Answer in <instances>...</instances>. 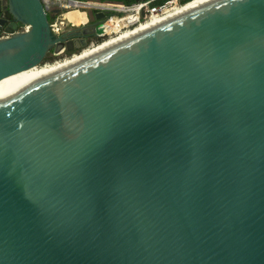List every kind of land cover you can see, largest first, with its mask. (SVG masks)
Returning <instances> with one entry per match:
<instances>
[{
	"label": "water",
	"instance_id": "obj_1",
	"mask_svg": "<svg viewBox=\"0 0 264 264\" xmlns=\"http://www.w3.org/2000/svg\"><path fill=\"white\" fill-rule=\"evenodd\" d=\"M65 36L40 0H1L0 80L86 48ZM0 264H264V0H217L0 103Z\"/></svg>",
	"mask_w": 264,
	"mask_h": 264
},
{
	"label": "bare ground",
	"instance_id": "obj_2",
	"mask_svg": "<svg viewBox=\"0 0 264 264\" xmlns=\"http://www.w3.org/2000/svg\"><path fill=\"white\" fill-rule=\"evenodd\" d=\"M215 1L217 0H192L191 2H188L187 4L170 11L169 13H167L166 15H164L163 17L159 19H154L146 23H141L139 25L130 27L129 29H126V27L130 26L129 22L113 20L108 23L111 28L110 32H108V35H112L116 31H118V33L115 35H112L111 37L107 38L103 42L97 44L96 46H93L92 48L84 49L83 51H81L80 53L76 55L73 54V56L68 59H65V60L63 59L62 61H59V62L57 61L56 63L53 62L51 65L45 64L42 66H38V67L17 73L15 75H12V76H9L7 78L0 80V103L10 100L12 97L17 95L19 92L28 89L36 82L46 77H49L50 75H53L80 61H83L84 59H87L88 57L101 53L102 51L108 50L118 45L119 43L127 41L128 39L136 35H139L140 33H143L144 31L155 28L174 18L190 13L194 10H197ZM76 5L79 7L81 6L80 4H76ZM74 9H77V8H74ZM66 13L67 11H65L64 13L62 12L59 15H61V17H65ZM85 17L86 16L84 12L76 14L74 16L75 23L71 21L69 23V26L76 27L77 25L82 24L83 22H85ZM68 18L72 20V15L68 16ZM64 25H67L65 21H61L55 25H52L53 33L55 34L60 33ZM97 31L99 33L103 32L100 29H97Z\"/></svg>",
	"mask_w": 264,
	"mask_h": 264
},
{
	"label": "built area",
	"instance_id": "obj_3",
	"mask_svg": "<svg viewBox=\"0 0 264 264\" xmlns=\"http://www.w3.org/2000/svg\"><path fill=\"white\" fill-rule=\"evenodd\" d=\"M190 1L192 0H189L188 2ZM40 2L45 12H51L53 9H57L60 11V13H62L61 11H67L76 7L75 5H73L75 4L73 0H40ZM80 2L86 6H80L78 7V9L83 8L93 10L94 12H107L109 16L107 17L105 23H109L113 20L129 22L130 26L126 27V29L154 19H159L170 11L188 3L185 0H139L138 2H134L130 5H126L121 2ZM155 2L158 3L153 4ZM141 12L143 13V16H141ZM111 36L112 35L105 36L101 39L100 43ZM97 44L99 43L90 42L85 49L92 48ZM72 56L73 55H71V57Z\"/></svg>",
	"mask_w": 264,
	"mask_h": 264
},
{
	"label": "flooded vegetation",
	"instance_id": "obj_4",
	"mask_svg": "<svg viewBox=\"0 0 264 264\" xmlns=\"http://www.w3.org/2000/svg\"><path fill=\"white\" fill-rule=\"evenodd\" d=\"M56 9H53L51 12H46V16H47V20H48V23L49 24H53L54 23V21H55V19L57 18V16L58 15H56L55 13H54V11H55ZM81 12H83V11H80V10H78V9H75V10H73V11H68L67 13H66V16L65 17H61V15H59V20H58V18L56 19V20H58L57 21V23H59V22H61V21H65L66 23H67V25H69V23L71 22V21H73L74 23H75V18H74V16L76 15V14H78V13H81ZM95 13H97V12H94V11H89V12H86V13H84L85 14V22H83L82 24H79V25H77L76 27H74V26H70V27H68L67 29H65V30H63L62 32H60V33H58V34H55V35H58V36H60V35H62V34H66V36H65V38H64V44L67 42V41H71V42H74V41H77V44L79 45L80 44V42H81V40H83L84 41V43H85V45H86V47L88 46V44L90 43V42H95V41H97L98 39H102V38H104L105 36H107L108 35V32H110V30H111V28H110V26H109V24L108 23H105V21H106V19H107V17L109 16V14L107 13V12H100V13H103V17L101 18V19H99V20H96L95 18H94V15H95ZM70 15H72V20H70L69 18H68V16H70ZM87 18V19H86ZM56 23V24H57ZM105 23V24H104ZM84 24V25H83ZM55 25V24H54ZM93 27H97V29H100V30H102L103 32H102V34L100 35V36H97V37H93V35L92 34H83V30H88V29H90V28H93ZM73 45V44H72ZM74 46V45H73ZM65 47V46H64ZM73 52H76V51H71V52H67L66 50H65V48H63V49H61L57 54H54L53 53V50H50L47 54H46V56H45V58H44V60H43V62H45V61H50V57H53V58H55V59H61V58H65V57H68V56H70Z\"/></svg>",
	"mask_w": 264,
	"mask_h": 264
},
{
	"label": "rangeland",
	"instance_id": "obj_5",
	"mask_svg": "<svg viewBox=\"0 0 264 264\" xmlns=\"http://www.w3.org/2000/svg\"><path fill=\"white\" fill-rule=\"evenodd\" d=\"M73 5H76V4H73ZM83 5H84V4H81V6H83ZM84 6H86V5H84ZM78 7H79V6H76L75 8L78 9ZM82 9H83V8H81V9L79 8L78 10L83 11L84 13L91 11V10H88V9H83V10H82ZM73 10H75V9L67 10V12H68V11H73ZM64 11H65V10H64ZM64 11H61V12L64 13ZM58 17H59V16H57V18H58ZM57 18H56V19H57ZM56 19H55V21H54V23H53L52 25L56 24L57 21L59 20V18H58V20H56ZM68 27H70V26H69V25H64L62 31L65 30V29H67ZM62 31H61V32H62ZM117 33H118V31L114 32L112 35H115V34H117ZM81 51H83V50H80L79 52H73L71 55H73V54L76 55V54L80 53ZM71 55L68 56V57L61 58V59H56V60H54L55 58L53 59V57H50L51 59H53V60H51V62H50V61L42 62V64H40V66L45 65V64H46V65H51L53 62H56V61H62L63 59H64V60H65V59H68V58L71 57Z\"/></svg>",
	"mask_w": 264,
	"mask_h": 264
},
{
	"label": "trees",
	"instance_id": "obj_6",
	"mask_svg": "<svg viewBox=\"0 0 264 264\" xmlns=\"http://www.w3.org/2000/svg\"><path fill=\"white\" fill-rule=\"evenodd\" d=\"M73 1H94V2H100V3H102V2H121V3H123V4H126V5H130V4H132V3H134V0H73ZM185 1H189V0H185ZM156 3H158V2H155V3H153V4H156ZM100 41H101V39H98L97 41H95L96 43H100ZM54 59V58H53ZM53 59H51L50 58V62H51V60H53ZM54 60H56V59H54Z\"/></svg>",
	"mask_w": 264,
	"mask_h": 264
},
{
	"label": "crops",
	"instance_id": "obj_7",
	"mask_svg": "<svg viewBox=\"0 0 264 264\" xmlns=\"http://www.w3.org/2000/svg\"><path fill=\"white\" fill-rule=\"evenodd\" d=\"M75 6H77V5H75Z\"/></svg>",
	"mask_w": 264,
	"mask_h": 264
}]
</instances>
